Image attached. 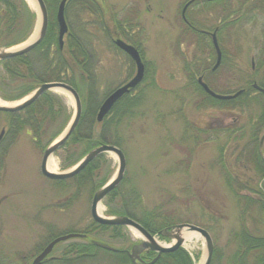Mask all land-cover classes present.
I'll use <instances>...</instances> for the list:
<instances>
[{"label": "rangeland", "instance_id": "rangeland-1", "mask_svg": "<svg viewBox=\"0 0 264 264\" xmlns=\"http://www.w3.org/2000/svg\"><path fill=\"white\" fill-rule=\"evenodd\" d=\"M192 1L96 0L98 14L81 10L72 2L64 15L70 30L82 34L91 52L89 94L85 90L83 95L87 107L92 101L90 109L96 108V114L103 100L135 75L133 63L111 40L119 37L139 46L144 64V79L142 76L143 81L141 79L131 94L137 98L131 113L124 112V104L119 106L123 119L117 124L114 140L124 156V174L114 196L107 195L100 203L101 214L98 215L111 218L106 212L113 209L139 216L144 209L158 212V208L160 216H170L175 225L206 227L212 247L221 252L219 264H225V258L233 249L230 236L238 229L237 204H241L234 199L233 191L238 189L233 186L239 182L246 188L240 191L241 195L261 198L264 178L248 161L256 155L261 160L264 124L259 125L255 139L247 142L246 128L244 139L235 143V135L228 137L225 130L242 127L246 116L231 110L233 107L227 102L241 96L243 91H238L240 94L230 100L213 99L214 102L206 99L195 79L202 77L214 93L226 89L234 92L241 76L238 71L253 70L249 59L253 56L250 41L255 31L241 26L235 30L238 36L232 35L233 28H228L229 24L220 25L217 13L208 12L199 0L193 6ZM24 2L35 14L26 42L37 27L38 9L36 4L33 8L27 0ZM183 18L199 30L217 27L223 32L219 33L220 38L227 43L222 50L219 47L221 60L215 69L209 38L193 34ZM186 61L193 64L188 65ZM254 86L251 85L253 94H263V89ZM50 93L63 98L71 119L72 98L59 92ZM82 105L85 104L80 101L81 112ZM96 131L97 128L93 132ZM71 154L68 145L53 154L55 173L73 167L61 170L62 162ZM41 155L42 151L24 131L14 139L7 136L0 144V262L31 264L55 239L76 235L56 243L40 264H120L115 254L118 249L126 250V264H132L128 253L143 240L142 236L125 227H120L121 236H125L120 238H112L110 230L100 235L96 232L94 236L80 234L93 223L90 186L86 182L78 188L70 181L56 186L39 172ZM233 156L246 158V169L235 165ZM117 165L113 155H105L97 164L98 171L94 172L96 180L105 179L107 184L114 177ZM260 165L262 167V162ZM229 180L231 186L227 185ZM164 229L150 235L159 246L167 247L174 241L158 236ZM190 234H193L190 241L183 238L180 249L189 255L192 264H200L205 258L204 241ZM79 243L88 246L91 257L71 252ZM97 245L112 249L104 250ZM69 249V253H62Z\"/></svg>", "mask_w": 264, "mask_h": 264}, {"label": "trees", "instance_id": "trees-1", "mask_svg": "<svg viewBox=\"0 0 264 264\" xmlns=\"http://www.w3.org/2000/svg\"><path fill=\"white\" fill-rule=\"evenodd\" d=\"M42 1L47 12L46 33L42 41L28 54L0 61V100L7 103L16 102L29 95L39 85L55 82L70 86L78 95L79 100L81 99V103L86 105L83 92L87 90L85 92L89 94L88 78L92 61L87 42L82 34L72 32L67 24L68 32L63 38V45L60 49L55 18L60 0ZM196 1H192L193 6ZM72 2H76V6L81 10L89 11L91 14L99 13L96 0H67L64 12ZM199 3L208 12L218 14L217 18L220 25L227 26L229 24L228 28H240L241 26L264 28V0H199ZM34 19L35 14L28 8L24 0H0V49H9L23 43L31 34ZM189 25L194 29L192 30L193 34L198 36V32H196L198 29L190 20ZM220 40L223 41V38H220ZM259 42L260 45L257 47L254 62L249 63L253 70L247 69L246 72L237 70L241 74L237 80V85L235 84L237 89L234 92H227L226 89L221 93H216L218 95H232L238 91H243L241 96L227 102L232 105L231 110H238L237 112L240 115L246 116V122L242 127H237L235 131L230 128L225 130L228 137L235 135V143L244 139L246 128L247 142L250 139H255L259 128H261L259 125L264 124V95L253 94L254 91L251 88V85L256 84L259 88L264 89V32L263 36L259 37ZM186 63L192 65L193 61H186ZM188 73L193 76L190 72ZM206 99L214 101L207 96ZM136 100L137 98L134 96H124L112 107L100 123L95 121L96 108L94 111L90 109L92 101L88 107V104L86 106L82 105L79 122L72 135L63 145V147L68 145L72 154L64 159L61 170L64 171L75 165L89 151L100 145L118 147L117 142L114 140V134L115 129L117 130V124H120L121 119H123V111L122 109L119 110V106L122 107L124 104V112L130 114ZM87 101L90 102L89 99ZM69 120L68 110L63 98L50 92L44 93L38 100L20 112H0V132L4 131L0 144L7 136L14 139L17 134L24 131L31 136L34 145L43 152L65 129ZM95 128H97V131L93 132ZM111 130H114V132L112 133ZM104 157L105 155L99 156L71 179L51 182L56 186H64L70 181L74 182L78 188H81L87 182L90 186V193L93 194L106 182L105 179L96 180V176H94V172L99 169L97 164L103 161ZM253 157L250 158L248 164L252 165L255 170H259L264 178L263 170L260 169L262 168L260 157L258 155L255 158ZM233 160L235 165L241 166V169H246L247 165L244 164L246 158H234L233 156ZM230 182L231 180L227 181V185H230ZM239 184L238 182L233 186L239 190V192L238 190L233 191V196H236L234 197L235 201L237 203L241 201V204H237L238 229L231 233L233 249L231 254L225 258V264H264V181L260 189L262 193L259 192L258 194L261 193L260 199L241 195L240 191L246 188ZM116 192L117 189H114L108 197L114 196ZM157 211L151 212L144 209L139 216H135L124 210L110 209L106 214L111 217L126 216L138 223L149 234L154 235L159 230L176 224L171 222L170 216L161 217V211L158 208ZM201 228L208 232L206 227ZM120 229V227H108L92 223L87 230L80 234L94 236L96 232H99L97 234L100 235L110 230L112 238H120ZM121 237L125 236L122 235ZM82 244H76L72 251L71 249L63 250L62 253L75 251L80 257H91V254H88V246ZM220 253L215 247L213 248L210 264H219ZM115 254H117L120 264L128 263L125 249H118V253ZM154 257L155 254L153 253H143L140 255V260L143 263H148ZM0 264L2 263L0 262ZM154 264L192 263L189 255L178 248L172 252L162 254Z\"/></svg>", "mask_w": 264, "mask_h": 264}, {"label": "water", "instance_id": "water-1", "mask_svg": "<svg viewBox=\"0 0 264 264\" xmlns=\"http://www.w3.org/2000/svg\"><path fill=\"white\" fill-rule=\"evenodd\" d=\"M33 1L35 2L38 9V22L33 37L16 47L9 49H0V61L8 60L28 54L42 41L47 28V12L42 0H33ZM66 1L67 0H60L55 16L57 23L58 46L60 49L62 48L63 45V37L68 31L64 19V8ZM212 44L214 50L216 51V56H217L216 63L214 66L215 69L220 62V53L214 35H212ZM114 45L131 58V60L134 62L136 66V73L134 77L127 84L117 88L103 100L96 114L97 123H100L103 120V118L110 112V110L112 109V107L115 105L116 102H118L124 95L128 94L129 90L134 89L140 83L143 76V65L140 61V58L136 50L131 46L126 45L120 40H115ZM197 82L207 95H209L210 97L216 100H220V101L230 100L236 97L238 94H240V92H238L233 96L216 95L213 94L206 87V85L201 82V79H198ZM254 87L256 88V86ZM47 92H54V93L59 92L62 94L69 95L74 103V112L72 118L70 119L68 125L63 130V132L52 143H50L49 146L43 151L39 164L40 174L48 180H67L78 175L84 168L87 167L89 163L94 161L99 156L113 155L118 163L116 173L114 177L107 184H105L102 188L95 191L92 195L90 202V217L92 219V222L102 226L131 228L142 236L143 240L139 244L133 245L128 253V257L131 260L132 264H154L162 254L172 252L182 247L184 242V239L180 236L182 230L197 234L203 239L205 245V258L202 264H210L212 258V251H213L212 241L209 234L205 230L199 227L193 225H174L167 229H164L163 231H160L158 233V236L174 241L170 247L166 248L159 246L155 242L154 238L148 232H146L138 223L129 219L128 217L119 216L113 218H106V217H100L98 215L97 207L105 199V197L108 194H110L119 185L125 170L124 156L122 152L115 146L105 145V144L100 145L89 151L76 165H74L69 170L61 173L48 172V170L46 169L47 160L51 158L53 154L67 142V140L72 135L79 122L81 116V106H80L79 97L76 94V92L70 86L64 83H55V82L43 83L39 85L28 96L21 99L20 101L13 104L5 103L6 105H0V112L2 113L20 112L25 108H27L28 106H30L32 103L38 100L44 93ZM3 134L4 131L2 130L0 132V141L3 137ZM261 161H262V169L264 174V154L261 157ZM74 237L77 236L67 235L55 239L40 253L39 256H37L31 262V264H40L41 261L46 257V255L50 253L52 247L56 243L66 241L67 239ZM97 246L104 250L112 249L103 245L102 246L97 245ZM143 253H154L156 256L150 262L142 263V261L140 260V255Z\"/></svg>", "mask_w": 264, "mask_h": 264}, {"label": "flooded vegetation", "instance_id": "flooded-vegetation-1", "mask_svg": "<svg viewBox=\"0 0 264 264\" xmlns=\"http://www.w3.org/2000/svg\"><path fill=\"white\" fill-rule=\"evenodd\" d=\"M187 5V2L184 4V6H186ZM183 6V7H184ZM185 18V17H184ZM183 18V19H184ZM184 22H185V25L187 26L186 28H188V30H190L191 29V31L192 30H194L193 28H190V25H189V23L187 22V19H184ZM254 29V31L255 32H253L254 34H255V36H254V38L250 41V44H251V46H250V50H251V54L253 55L250 59H249V62L250 63H253L254 62V59H255V55H256V52H257V47L260 45V42H259V37H262L263 36V32H264V28H253ZM236 30V28H233V34L232 35H237V32L235 31ZM196 32H198V35L199 36H202V37H204V38H206V39H208L209 38V40H210V45H211V47H212V49H213V51H214V56H215V63H216V58H217V56H216V51L214 50V48H213V44H212V35H214V38H215V40H216V44H217V47H218V50H219V53L221 54V51H220V48H221V50H222V46H224L225 45V43H227V42H223V41H221L220 40V31H219V28H217V27H215V28H213V29H202V30H197ZM115 40H120V41H122L123 43H125L126 45H128V46H131L132 48H134L135 50H136V52L138 53V56H139V58H140V61H141V63H142V65H143V79H144V64H143V60H142V57H141V52L138 50V47L139 46H133L130 42H127V41H125V40H123L122 38H117V39H114V40H111V43H112V45L121 53V54H123L126 58H128V60L129 61H131V63H133V65H134V68H135V73H136V66H135V64H134V62L131 60V58L126 54V53H124L122 50H120V49H118L115 45H114V41ZM228 41H230V40H228ZM219 44V45H218ZM229 44V43H228ZM262 45V44H261ZM220 47V48H219ZM253 52V53H252ZM220 60H221V57H220ZM220 63V62H219ZM143 79H142V81H143ZM201 79V81H202V77L200 78ZM195 80H198L197 78L195 79ZM129 81V80H128ZM127 81V82H128ZM141 81V82H142ZM126 82V83H127ZM203 82V81H202ZM126 83H123L121 86H119V87H122V86H124ZM204 83V82H203ZM118 87V88H119ZM138 87V85L134 88V89H132V90H129V92H128V94L127 95H131L132 93H134L135 92V90H136V88ZM208 87V86H207ZM264 90V89H263ZM261 93H263V95H264V91H262ZM126 95V96H127ZM132 96V95H131ZM262 139H263V137H262Z\"/></svg>", "mask_w": 264, "mask_h": 264}, {"label": "bare ground", "instance_id": "bare-ground-1", "mask_svg": "<svg viewBox=\"0 0 264 264\" xmlns=\"http://www.w3.org/2000/svg\"><path fill=\"white\" fill-rule=\"evenodd\" d=\"M27 2L30 4V6H32L33 8H34V6H35V2L33 1V0H27ZM255 86H256V84H255ZM200 87V86H199ZM209 89V88H208ZM260 89V88H259ZM202 90V89H201ZM210 90V89H209ZM213 94H216V93H214L212 90H210ZM264 91V90H263ZM202 92L207 96V97H209V98H211V99H213L212 97H210L209 95H207L203 90H202ZM216 95H218V94H216ZM117 103V102H116ZM115 103V104H116ZM0 105H6L4 102H2L1 100H0ZM264 154V153H263ZM263 156V155H262ZM262 162V161H261ZM46 169L48 170V172H50V173H55V170H56V163H55V161L52 159V158H49L48 160H47V163H46ZM92 198V197H91ZM97 213L100 215L101 214V207L100 206H98L97 207ZM202 229V228H201ZM137 235V234H136ZM197 235V234H196ZM180 236L182 237V238H185L187 241H190V239H191V237L193 236V234H190V233H184V232H182L181 234H180ZM173 243H171L169 246H167L166 248H168V247H170L171 245H172ZM203 263V261H201L200 262V264H202Z\"/></svg>", "mask_w": 264, "mask_h": 264}]
</instances>
